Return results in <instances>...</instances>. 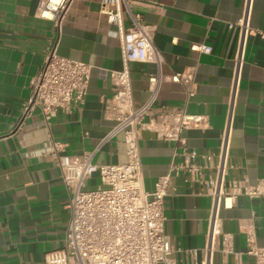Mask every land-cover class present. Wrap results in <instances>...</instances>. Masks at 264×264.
Wrapping results in <instances>:
<instances>
[{
	"label": "crops",
	"instance_id": "1",
	"mask_svg": "<svg viewBox=\"0 0 264 264\" xmlns=\"http://www.w3.org/2000/svg\"><path fill=\"white\" fill-rule=\"evenodd\" d=\"M41 0H0V264H46L47 255L65 244L70 220L71 194L56 165L52 145L59 155L93 152L101 137L114 125L106 111L114 85L110 71L121 68L117 26L107 19L111 0H73L60 28L39 16ZM104 3L106 6L104 8ZM244 0H131L153 29L152 40L163 58L162 71L172 74L195 68L197 92L187 98L178 82L161 84L156 107L184 108L201 114L206 123L183 132L187 147L212 155L218 151L229 107L237 28ZM124 25L132 20L125 5ZM251 31L247 38L240 90L235 106L227 174L228 195L220 208L222 234L230 253L217 251L213 264H256L248 256L249 238L264 248V197H250L232 181L256 184L264 178V0H254ZM211 45L210 54L193 44ZM56 46L63 57L91 65L83 104L58 110L48 122L39 110L22 118V102L30 95L33 78L43 66L46 52ZM133 106L149 98L150 62L131 64ZM144 188L154 189L158 177L171 175L172 188L165 198L164 229L172 241L177 264H199L208 231L212 199L205 187L172 166L184 160L176 142L162 141L143 129L139 137ZM127 161L123 135L94 152L93 162ZM203 164H208L200 160ZM213 169H207L206 175ZM100 184L92 176L88 188Z\"/></svg>",
	"mask_w": 264,
	"mask_h": 264
},
{
	"label": "built area",
	"instance_id": "2",
	"mask_svg": "<svg viewBox=\"0 0 264 264\" xmlns=\"http://www.w3.org/2000/svg\"><path fill=\"white\" fill-rule=\"evenodd\" d=\"M72 1L41 0L37 11L39 16L52 19L60 28ZM111 2L112 8L105 13L108 21L117 26L121 68L109 73L114 92L106 103V111L115 123L101 137L93 152L59 155L60 147L55 143L50 149L54 152L56 165L71 199L65 244L47 255L46 264H177L171 256L174 251L171 238L164 229L165 198L172 188L171 175L158 177L153 191L145 190L138 144L143 129L153 131L162 141L181 145L184 160L173 165L172 171L176 175L186 173L192 181L201 183L210 195L212 206L202 249L204 256L199 264H213L217 251L231 252L227 236H223L222 245L219 242L222 234L220 208L228 195L226 184L235 106L251 31L254 0H244L241 17L229 25L237 28L229 107L218 151L212 155L189 149L183 136L186 129L206 123L204 115L190 114L180 107H156L161 84L165 81L181 83L187 98L194 97L197 92L195 68L164 74L162 55L152 40V27L145 24L142 14L131 11V0ZM123 5L132 20L129 27L124 25ZM192 48L203 54L212 52L211 45L206 43L193 44ZM136 62L154 63L157 68L155 73L149 74V98L139 108L133 106L131 85L130 67ZM90 72V64L59 55L56 46L48 49L42 68L31 82L30 95L22 102V118L39 110L48 122L58 110L69 111L73 104H83ZM119 135H123L127 161L122 164L93 162L94 152ZM201 159L211 167L201 163ZM211 168L213 173L206 175V170ZM95 174H98L100 184L88 188L89 179ZM231 186L241 188L250 197H264V178L254 185L235 180ZM246 254L255 258L256 264H264V248L258 246L252 237Z\"/></svg>",
	"mask_w": 264,
	"mask_h": 264
}]
</instances>
